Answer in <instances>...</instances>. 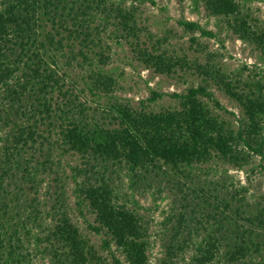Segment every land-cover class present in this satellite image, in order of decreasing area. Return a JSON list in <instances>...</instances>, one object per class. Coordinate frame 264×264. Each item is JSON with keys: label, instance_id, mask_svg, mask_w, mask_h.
<instances>
[{"label": "trees", "instance_id": "trees-1", "mask_svg": "<svg viewBox=\"0 0 264 264\" xmlns=\"http://www.w3.org/2000/svg\"><path fill=\"white\" fill-rule=\"evenodd\" d=\"M198 1L264 60V32L240 0ZM179 25L213 36L197 23ZM140 33L136 11L122 0H0V122L9 128L0 135V144L5 143L0 147V264H36L39 258L52 264H123L112 253L110 258L98 253L68 215L63 192L53 203L49 198L48 211L40 201L47 180L52 188L61 183L64 154L78 155L86 167L119 165L139 174L164 168L181 172L217 161L244 170L250 157H258L264 170V86L259 83L206 70L204 85L172 95L180 100L179 109L153 112L115 102L109 111L114 124L108 126L88 114L74 93L75 83L59 71V61L77 62L91 96H112L115 81L98 67L108 59L105 37L126 42L156 75L188 69L182 58L143 49ZM89 54L98 58L97 71ZM210 84L239 106L237 129L216 112L222 107ZM159 98L153 92L148 102ZM77 187V206L86 205L94 216L88 230L105 238L102 250L113 245L128 264H148L149 234L142 219L118 205L113 188L102 180ZM228 196L213 199L219 210L232 214L235 228L229 236L208 235L195 248L193 264H264V203L245 211L247 202L238 191Z\"/></svg>", "mask_w": 264, "mask_h": 264}, {"label": "rangeland", "instance_id": "rangeland-1", "mask_svg": "<svg viewBox=\"0 0 264 264\" xmlns=\"http://www.w3.org/2000/svg\"><path fill=\"white\" fill-rule=\"evenodd\" d=\"M122 1L136 11L138 27L142 30L139 38L142 48L176 59L182 58L188 69H177L171 76L156 75L137 60L126 42L105 37L108 48L104 50V55L108 57L106 65L98 66V58L94 54H89V59L96 71L98 66L101 72L112 77L115 87L112 96L95 98L81 80L85 78L84 70L75 67L77 62L67 65L66 57L60 58L59 71L65 73L67 82L75 83V95L99 125L114 124L109 111L115 102L137 109L145 107L153 112L179 109L180 100L172 95H182L191 87L204 85L206 78L202 71L206 70L219 71L230 79L264 86V60L258 51L240 41L225 20L210 16L198 0ZM240 2L244 6V13L264 32V0ZM180 21L197 23L213 36L203 37L199 32L186 31L179 25ZM112 30L109 27L108 32ZM209 90L222 107V110L215 109L216 112L237 129L242 118L239 106L219 88L210 84ZM153 92L161 94V98L148 102ZM7 132L9 128L0 122V135L4 136ZM4 144H0V147ZM259 162L258 157H250V166L244 170L217 161L210 166H196L181 172L164 168L139 174L119 165L93 162L91 167H86L87 162L78 155L64 154L59 169L61 183L54 184L52 188L47 180L39 189L38 196L40 201L46 203L48 211L55 194L63 192L68 215L90 239L98 253L107 258L112 253L123 264H128L115 246L102 250L105 238L87 228L88 224H94V216L86 205L77 206V185L87 181L97 184L102 180L113 188L118 205L125 206L142 219L149 234L148 264H193L195 248L208 235L224 232L229 236L230 230L235 228L232 214L217 208L214 195H220L221 199L228 197V200L230 193L238 191L247 202L243 209L245 211L264 203V170L257 166ZM49 198H52L51 203ZM36 264L52 263L48 258H39Z\"/></svg>", "mask_w": 264, "mask_h": 264}]
</instances>
